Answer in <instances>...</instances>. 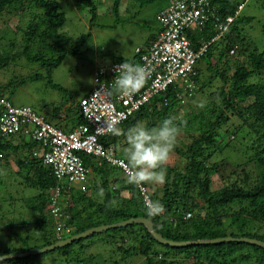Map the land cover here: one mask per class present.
Here are the masks:
<instances>
[{
    "label": "trees",
    "instance_id": "obj_1",
    "mask_svg": "<svg viewBox=\"0 0 264 264\" xmlns=\"http://www.w3.org/2000/svg\"><path fill=\"white\" fill-rule=\"evenodd\" d=\"M119 1L114 0L111 4L113 12ZM170 1L167 0L157 14L158 26L149 43L163 28L159 16L169 7ZM244 1L211 0L216 12L205 7L204 16L207 18L203 23L185 30L195 52L205 45V50L187 74L203 98L202 102H195L191 113H183L178 119L181 114L175 109L180 103L170 88L118 125L126 131L137 122L157 127L164 119L173 118L179 132L183 131L187 138L182 147L175 149L179 163L164 165L166 182L154 183L153 186L148 182L142 183L150 192L152 201H158L164 208L162 214L150 220L155 231L169 240L195 241L231 236L264 241V47L259 50L252 37L246 35L245 28L255 21L264 34V17L242 16L243 8L236 14ZM95 4V0H76V9L89 10L90 25L97 16ZM259 4L264 10V0ZM26 11H29L30 18L23 22L22 17V22L17 25L20 33L9 41L11 51L3 49L6 34L0 29V70L7 69L17 58L23 57L43 66L49 76L66 56L79 53L85 40L91 36L82 35L74 46H69L67 36L60 32L66 16L57 0H0V17L4 18L5 14L11 18L15 15L20 17ZM229 17H234V20L221 32L218 25H225ZM116 21H120L118 15ZM134 60L135 56L125 61L132 63ZM38 77V73H33L19 81L24 83V79ZM17 80L15 77L0 82V97L9 100L5 92L14 88ZM70 107L74 115L65 117H72L75 125L83 122L77 102ZM50 124L63 132H70L75 127L73 125L66 130L62 120ZM230 125L234 126L233 130L229 129ZM241 129L251 142L248 146L251 153L247 149L245 151L250 153L248 161L253 162V170L249 169L251 163L233 164L226 177L219 174L214 181L212 175L219 172L220 165H227L223 161L218 163L216 156L234 139L229 137L224 143L223 137L231 132L236 134ZM123 139V135L110 133L99 140L104 147L112 146L115 155L124 158L125 149L123 154L119 151L126 145ZM42 147L40 141L27 137L23 131L10 135L0 133V163L10 168L14 166L21 183L37 191L31 197H18L31 215L29 219L17 222L9 217L14 210L15 204L12 203L15 198L10 194H7L8 198L0 196V257L52 245L99 225L134 217L148 218L141 190L138 185L128 183V172L104 156L83 153L79 157L89 169L88 180L73 184L78 186H66L64 182L59 196L61 214L58 218L53 217L50 201L58 182L51 168L35 155ZM100 188L104 190L102 197L98 195ZM2 201L3 204L8 203L6 211H3ZM96 236L98 243L108 248L107 258L100 253L84 255L86 248L97 241L84 244L83 240ZM54 254L57 255L55 260L62 258V264H128V259H132L131 263L135 258H139L141 264H238L237 258L248 264H264V248L256 245L224 242L179 248L164 246L153 240L142 224L109 229L42 254L0 260V264H36L39 256Z\"/></svg>",
    "mask_w": 264,
    "mask_h": 264
},
{
    "label": "rangeland",
    "instance_id": "obj_2",
    "mask_svg": "<svg viewBox=\"0 0 264 264\" xmlns=\"http://www.w3.org/2000/svg\"><path fill=\"white\" fill-rule=\"evenodd\" d=\"M57 1L66 16V22L60 32L67 36L69 46H74L82 35L91 34L80 48V52L76 55L66 56L60 65L51 71L49 76H47L46 69L43 66L28 62L23 57L17 58L16 61L12 62L13 65L7 67V69L0 70V82L9 81L10 78L15 77L18 79L17 85L5 92L11 103L15 106H30L52 123L57 122L55 121L57 117V119H63V113L66 116L74 115L73 108L70 105L77 102L83 94L92 89L93 73L97 66L108 65L119 59H130L136 47L146 45L149 34L154 32L158 26L157 14L167 3V0H120L118 8L113 12L111 4L114 0H95L97 16L90 25L91 15L87 8L82 9L83 11L76 9V0ZM259 1L245 0L240 14L242 16L264 17V10ZM28 12H24L20 17L15 15L14 18H11L9 14H5L4 18L0 17V29H2L3 34H6V44L3 45L5 51H11L9 41L16 38L17 34L20 33L17 30V25L22 22V17L23 22L29 20ZM117 15L120 18L119 22L116 21ZM245 28L247 30L246 35L249 38L252 37L254 44L259 50H262L264 47V34L260 31V25L252 21ZM2 33L0 32V35ZM33 73H38L39 77L24 79V83L19 81L21 77ZM202 101L203 98L197 91L193 100L189 105H186L187 107H181L180 109V105L175 109L178 114H181L178 119H181L183 113H191L192 108L195 107V102L200 103ZM226 126H223V130ZM228 127L233 130L232 127L234 126L230 125ZM229 137L234 139L228 142V145L223 148L221 153L217 154L215 159L218 163L223 161L227 165H220L219 172L212 175L214 181H216V176L219 174L226 177L232 171L233 164L251 163L249 169L253 170V162L248 161L251 153L248 146L250 147L251 142L249 137L245 136L244 130H238L236 134L233 132L229 135L226 134L225 138L223 137V142L228 141ZM123 140V143L126 144L125 139ZM184 142H187V138L184 132L181 131L177 136L175 148L169 154L167 165L175 166L179 163L180 158L175 149L182 147ZM123 146L122 150H119L122 154L127 145ZM245 149L250 153L248 154ZM0 174V196L8 198L7 194H10L15 198L14 203H12L15 204V206L13 205L14 210L12 208L13 211L9 215L10 219L15 218L16 222L29 219L31 211L23 201H18V197H31L37 191L21 183L22 180L16 175L14 166L10 168L4 163H0ZM154 183L158 182H148L151 186ZM1 203L3 204V201ZM7 204V202H4L3 211H6ZM97 237L83 240L84 244L88 241H97L93 243L94 245L92 244V246L86 248L84 255L91 253L94 256L100 253V256L107 258L109 250L98 243L99 239ZM56 256V254L41 255L36 264H62V258L60 257L58 261L55 260ZM131 260L128 259V264H141L139 258H135L130 263ZM237 261L238 264H248L247 261H241L239 258H237Z\"/></svg>",
    "mask_w": 264,
    "mask_h": 264
},
{
    "label": "built area",
    "instance_id": "obj_3",
    "mask_svg": "<svg viewBox=\"0 0 264 264\" xmlns=\"http://www.w3.org/2000/svg\"><path fill=\"white\" fill-rule=\"evenodd\" d=\"M205 7L216 12L215 7L211 6V0L170 1L169 7L159 16L163 28L155 40L147 48H135V60L132 63L146 66L149 72L143 87L134 95L121 97L110 93L114 69L122 60H115L95 69L91 91L77 101L79 114L84 121L70 132L55 128L30 106H15L6 97H0V133L10 135L23 131L27 137L40 141L43 145L35 155L51 168L58 182L50 201L53 217L58 218L61 214L59 196L64 184L69 186L88 180L89 169L80 159V153L104 156L112 164L128 172L127 162L114 154L112 146L104 147L99 140L110 134L107 131L110 123L115 122L118 126L170 88L175 98L182 103L195 97L198 87L187 78V74L196 58L205 50V45L195 52L185 30L194 24L203 23V19L207 18L204 16ZM242 8L243 4H240L236 14ZM233 20L234 17H229L225 25H218L219 30L225 31ZM164 103L167 105L166 99ZM138 187L144 204L152 201L147 188L143 184Z\"/></svg>",
    "mask_w": 264,
    "mask_h": 264
},
{
    "label": "clouds",
    "instance_id": "obj_4",
    "mask_svg": "<svg viewBox=\"0 0 264 264\" xmlns=\"http://www.w3.org/2000/svg\"><path fill=\"white\" fill-rule=\"evenodd\" d=\"M242 4L244 6V3ZM114 71L115 76L109 86L110 93L118 94L121 97H130L143 87L149 69L146 66L124 60L115 67ZM191 101L187 103L179 101L180 109L189 105ZM107 131L114 136L123 135L125 137L127 147L124 150V158L117 155L127 162L129 184L140 185L146 182L163 184L166 182L164 165L169 154L175 148L179 134V126L173 118L164 119L157 127L137 122L126 131L113 122L108 125ZM98 195L101 197L104 195L103 188L99 189ZM144 211L145 215L151 219L162 214L164 208L158 201L149 200L144 205Z\"/></svg>",
    "mask_w": 264,
    "mask_h": 264
},
{
    "label": "water",
    "instance_id": "obj_5",
    "mask_svg": "<svg viewBox=\"0 0 264 264\" xmlns=\"http://www.w3.org/2000/svg\"><path fill=\"white\" fill-rule=\"evenodd\" d=\"M131 224L144 225L147 228L148 232L150 233L152 239L155 240L157 243L164 245V246L179 248V247H187V246L195 245V244H220L224 242H238V243H247L251 245H256L261 248H264V241L258 240L255 238H248V237H237L236 238V237L227 236V237H219V238H214V239H200V240H195V241H173V240L166 239L160 233L156 232L153 227V222L150 219L144 218V217H134V218H129L127 220L119 221L113 224H105V225H99L97 227L89 228L83 232L73 234L67 238L59 240L52 245L44 246V247L30 250V251H25L22 253L7 254L4 256H1L0 260L42 254L44 252L52 251L56 248L64 247L68 244L73 243L74 241L80 240L82 238H86L95 233H100L102 231H106V230L114 229V228H120V227L128 226Z\"/></svg>",
    "mask_w": 264,
    "mask_h": 264
},
{
    "label": "crops",
    "instance_id": "obj_6",
    "mask_svg": "<svg viewBox=\"0 0 264 264\" xmlns=\"http://www.w3.org/2000/svg\"><path fill=\"white\" fill-rule=\"evenodd\" d=\"M156 33V31H154V32H152L151 34H149V37L147 38V40H146V45H148L147 43H149V41L151 40V37H153V34H155ZM135 53V52H134ZM134 54L132 55V57L130 58V59H124V60H132L133 58H134ZM109 65V64H108ZM101 66H105V65H101ZM40 114V113H39ZM42 115V114H41ZM44 116V115H43ZM66 115L63 113L62 114V117H63V119H55V121H57V122H59L60 120H62V125H64V128L66 129V130H70L71 129V127H73V125L75 126V123H73V119H72V117L71 118H67V117H65ZM76 122V121H75Z\"/></svg>",
    "mask_w": 264,
    "mask_h": 264
}]
</instances>
